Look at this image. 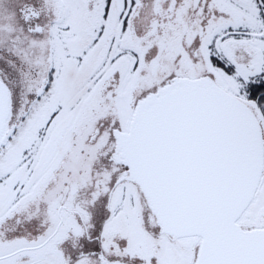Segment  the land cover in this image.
Segmentation results:
<instances>
[{"label":"rangeland","instance_id":"obj_1","mask_svg":"<svg viewBox=\"0 0 264 264\" xmlns=\"http://www.w3.org/2000/svg\"><path fill=\"white\" fill-rule=\"evenodd\" d=\"M25 7L38 13L42 33L27 32ZM258 76L264 78V0H0V80L8 91L0 256L42 242L44 213L66 204L84 218L89 236L99 234L105 253L138 264L196 262L200 238L170 243L151 230L135 185L120 183L108 199L121 169L108 160L113 131H127L137 103L170 79L210 77L252 108L264 144V120L245 93ZM20 209L25 219L12 226ZM78 221L68 226L74 234ZM237 225L264 230V161ZM94 245L73 235L63 249L70 264H86L76 254ZM50 248L59 262L60 244ZM46 250L0 264H47Z\"/></svg>","mask_w":264,"mask_h":264},{"label":"water","instance_id":"obj_2","mask_svg":"<svg viewBox=\"0 0 264 264\" xmlns=\"http://www.w3.org/2000/svg\"><path fill=\"white\" fill-rule=\"evenodd\" d=\"M7 114L0 81V132ZM113 137L124 179L138 187L160 233L200 238L195 264H264V230L237 225L264 161L260 124L246 103L210 77L174 78L139 101L129 131Z\"/></svg>","mask_w":264,"mask_h":264},{"label":"flooded vegetation","instance_id":"obj_3","mask_svg":"<svg viewBox=\"0 0 264 264\" xmlns=\"http://www.w3.org/2000/svg\"><path fill=\"white\" fill-rule=\"evenodd\" d=\"M21 13L23 14V20H24L27 32L33 33V34H36V33L40 34L43 32V27L41 25H38L37 19L39 16H38V13L36 12V10H34L33 8L25 7L23 9H21ZM38 29H39V31H38ZM172 79H174V78H172ZM172 79H170V80H172ZM170 80L167 81L166 83H169ZM166 83L164 84V86L166 85ZM155 92H153V93H155ZM153 93H151V94H153ZM151 94H149V95H151ZM129 128H130V126H129ZM129 128L124 133L128 132ZM97 133H98V130L96 129L93 136H95V134H97ZM114 142H115V140H114ZM115 146H116V143H114L113 151H112V153L108 159L109 162H112L116 166L121 168L120 171L118 172V175L115 179V182L118 179L122 178V181L120 183L128 182V183L135 185L134 183L124 179L126 177L125 172L127 171V168L121 163L122 159L120 156V152L119 151L115 152ZM55 182H57V177L54 178L53 183H55ZM115 182H114V184H115ZM119 184L112 187V189L110 190V192L108 194V199H109V196L112 193V191L115 190V188ZM49 203H50V199H49ZM144 204L148 210V217H149L148 221H149V225L151 226V230H153V228H157L156 234H160L161 236L165 237L170 243L171 242L174 243L177 240L182 239V238H173V237L161 234L160 229L156 225L155 219H154L153 215L150 213L145 201H144ZM105 207H106L105 209H108V202H107ZM21 211H22V209L14 212L13 213L14 216L10 217L12 226L13 225L14 226L21 225L22 220L25 219V217H23V211L22 212ZM52 214H53V217H52ZM96 215H98V212H96ZM44 216H45V227L47 228V231L48 230L49 231H48L47 235L45 236V238L43 239V241L37 245L23 246V247L17 248L8 254L0 256V262L4 261L6 259H9L13 256H16L18 254L21 255L22 253H25V252H31V251H36V250L45 248V250L47 249L46 250L47 253L44 255V260H45V262H47V264H70L67 252L63 248H65L66 243L68 241H70L71 237H73V235H76V236H80V239L82 238V239L86 240L87 243H89V244L95 243L93 248L89 247L86 250L80 249L78 251V253L76 254L77 260L87 259L88 261L86 262V264H138V263L131 262L130 260H124L120 257H115L114 255H111L110 253L109 254L105 253L103 251V249L100 248L99 234H96L94 236H89L88 226L85 223L84 218L81 216V214H79V212L76 209H74L72 207H68V206H66V204H58L57 206H55V208L52 212L44 213ZM77 218L79 220L77 223H78L80 229L78 230V232H75V234H74V230L68 226L71 225L70 224L71 221H74V219H77ZM7 219H9V218H7ZM6 223H4L3 225L1 224V225L4 226ZM185 238H187V237H185ZM53 243L60 244L61 250L63 252L62 258L59 262L56 261L55 257L53 256V254L51 252L52 250L50 247ZM48 248H50V249H48ZM191 252L193 255L194 249ZM40 261L41 260L37 259L36 261L28 262V259H23L22 263H20V264H34L35 262H40ZM193 264H195V258H193Z\"/></svg>","mask_w":264,"mask_h":264},{"label":"trees","instance_id":"obj_4","mask_svg":"<svg viewBox=\"0 0 264 264\" xmlns=\"http://www.w3.org/2000/svg\"><path fill=\"white\" fill-rule=\"evenodd\" d=\"M256 2L259 3L260 0H256ZM220 65H221V67L225 68V70H227L228 73L232 72V69L225 66L223 63L220 62L219 66ZM246 86H247V88L245 89V93L247 94L248 100L254 101L257 104V107L261 113L263 120H264V78H262V76H258L256 78L250 80ZM244 103H246V102H244Z\"/></svg>","mask_w":264,"mask_h":264}]
</instances>
